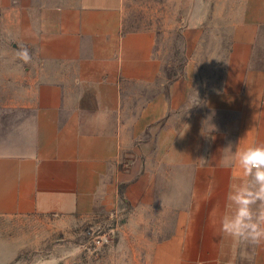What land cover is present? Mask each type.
Listing matches in <instances>:
<instances>
[{"label": "crops", "instance_id": "crops-1", "mask_svg": "<svg viewBox=\"0 0 264 264\" xmlns=\"http://www.w3.org/2000/svg\"><path fill=\"white\" fill-rule=\"evenodd\" d=\"M122 7L0 0V215L90 214L122 190L132 214L176 213L147 264H264V242L221 230L231 171L220 165L229 142H264V0H243L220 84L199 100V26L166 86L155 31L125 29ZM11 45H35L36 61L9 63ZM129 84L162 87L134 105Z\"/></svg>", "mask_w": 264, "mask_h": 264}, {"label": "rangeland", "instance_id": "rangeland-1", "mask_svg": "<svg viewBox=\"0 0 264 264\" xmlns=\"http://www.w3.org/2000/svg\"><path fill=\"white\" fill-rule=\"evenodd\" d=\"M242 4L243 0H123V26L153 29L157 55L164 67L177 73L189 60L184 31L199 26L195 89L203 96L220 84L230 29ZM22 48L11 45L2 57L23 66L17 57ZM27 49L30 62H35L36 46ZM40 76L55 77L44 72ZM62 78L72 81L71 75L61 74ZM161 82L169 84L164 72ZM160 87L129 84V102L142 105ZM121 191L113 203L99 204L90 214L0 215V264H147L151 249L173 231L176 213L154 208L132 214Z\"/></svg>", "mask_w": 264, "mask_h": 264}, {"label": "clouds", "instance_id": "clouds-1", "mask_svg": "<svg viewBox=\"0 0 264 264\" xmlns=\"http://www.w3.org/2000/svg\"><path fill=\"white\" fill-rule=\"evenodd\" d=\"M17 57L25 63L31 61L27 48L20 49ZM220 165L231 171L222 232L236 242H264V142L241 139L234 148L229 142L223 148ZM244 258L251 260L249 256Z\"/></svg>", "mask_w": 264, "mask_h": 264}, {"label": "trees", "instance_id": "trees-1", "mask_svg": "<svg viewBox=\"0 0 264 264\" xmlns=\"http://www.w3.org/2000/svg\"><path fill=\"white\" fill-rule=\"evenodd\" d=\"M228 49V48H227ZM186 60H185V62H184V70L183 71H181L180 73H177L175 70H173V69H168V68H166V66L163 68V72H164V74H165V76L167 77V79H168V83H171L172 81H174L175 79H177L178 77H180L181 75H183L184 74V72H185V67H186Z\"/></svg>", "mask_w": 264, "mask_h": 264}, {"label": "built area", "instance_id": "built-area-1", "mask_svg": "<svg viewBox=\"0 0 264 264\" xmlns=\"http://www.w3.org/2000/svg\"><path fill=\"white\" fill-rule=\"evenodd\" d=\"M99 242H101V240H99Z\"/></svg>", "mask_w": 264, "mask_h": 264}]
</instances>
